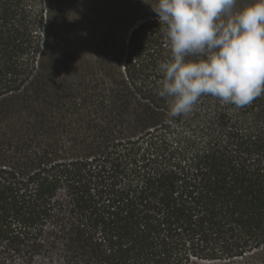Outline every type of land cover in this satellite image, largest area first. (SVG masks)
<instances>
[{
  "label": "trees",
  "instance_id": "1",
  "mask_svg": "<svg viewBox=\"0 0 264 264\" xmlns=\"http://www.w3.org/2000/svg\"><path fill=\"white\" fill-rule=\"evenodd\" d=\"M78 3L0 0V264H264V95L169 119L157 15Z\"/></svg>",
  "mask_w": 264,
  "mask_h": 264
},
{
  "label": "clouds",
  "instance_id": "2",
  "mask_svg": "<svg viewBox=\"0 0 264 264\" xmlns=\"http://www.w3.org/2000/svg\"><path fill=\"white\" fill-rule=\"evenodd\" d=\"M169 49L158 63L156 94L169 119L190 114L201 97L243 108L264 95V0H154Z\"/></svg>",
  "mask_w": 264,
  "mask_h": 264
},
{
  "label": "rangeland",
  "instance_id": "3",
  "mask_svg": "<svg viewBox=\"0 0 264 264\" xmlns=\"http://www.w3.org/2000/svg\"><path fill=\"white\" fill-rule=\"evenodd\" d=\"M253 1H243L244 7ZM79 8L84 15H90L91 12L95 14L98 12L104 13L106 19L109 14L116 17V36L122 39L128 33L130 27L142 19L146 15H151L154 12L152 3L144 2L143 0H112L107 2L106 0H79ZM242 8V6H238Z\"/></svg>",
  "mask_w": 264,
  "mask_h": 264
}]
</instances>
